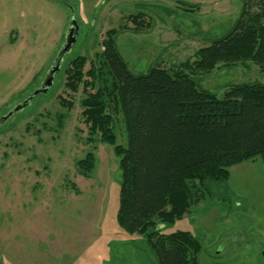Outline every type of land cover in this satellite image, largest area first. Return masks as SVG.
Here are the masks:
<instances>
[{"label":"rangeland","instance_id":"obj_1","mask_svg":"<svg viewBox=\"0 0 264 264\" xmlns=\"http://www.w3.org/2000/svg\"><path fill=\"white\" fill-rule=\"evenodd\" d=\"M241 8L242 0H0V117L40 85L71 15L77 25L52 86L0 124V264H158L145 236L116 219L114 146L127 141L119 106L106 100L115 144L91 135L81 99L96 88L69 89L64 70L83 56V80L91 81L86 72L99 66L107 32L116 29V48L133 73L153 65L183 71L219 98L233 84H264V65L251 60L193 71L196 51L226 35ZM89 151L95 164L84 175L77 163ZM228 173L206 180L190 212L159 227L198 238V264H264V163L255 157Z\"/></svg>","mask_w":264,"mask_h":264},{"label":"trees","instance_id":"obj_2","mask_svg":"<svg viewBox=\"0 0 264 264\" xmlns=\"http://www.w3.org/2000/svg\"><path fill=\"white\" fill-rule=\"evenodd\" d=\"M137 16L132 19L142 25ZM107 35L99 66L86 72L91 81L83 80V56L70 60L64 73L71 90L79 83L96 88L81 99L90 134L99 132L102 141L115 144L106 100H115L122 113L127 141L114 146L121 174L117 223L145 236L158 264H198V238L184 230L164 234L159 226L189 213L204 182L227 180L232 164L255 157L264 163V84H233L219 98L183 71L153 65L146 73H133L116 48L117 30ZM196 55L193 71L248 60L264 65V0H242L231 30ZM77 164L88 175L93 152Z\"/></svg>","mask_w":264,"mask_h":264},{"label":"water","instance_id":"obj_3","mask_svg":"<svg viewBox=\"0 0 264 264\" xmlns=\"http://www.w3.org/2000/svg\"><path fill=\"white\" fill-rule=\"evenodd\" d=\"M77 32V25L74 19V16L71 15L68 26L66 37L61 48L56 53L53 64L48 68L45 77L43 78L40 85L33 90L23 101L11 108L4 116L0 117V124L3 123L7 118H9L14 112H17L23 109L27 104L30 103V100L38 93L46 92L53 84L54 75L59 71L63 57L71 49V46L75 40V35Z\"/></svg>","mask_w":264,"mask_h":264},{"label":"flooded vegetation","instance_id":"obj_4","mask_svg":"<svg viewBox=\"0 0 264 264\" xmlns=\"http://www.w3.org/2000/svg\"><path fill=\"white\" fill-rule=\"evenodd\" d=\"M46 75V74H45Z\"/></svg>","mask_w":264,"mask_h":264}]
</instances>
